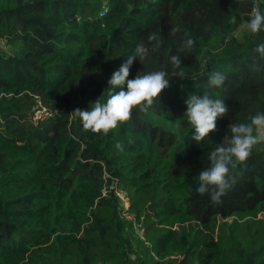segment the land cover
<instances>
[{
    "label": "trees",
    "instance_id": "1",
    "mask_svg": "<svg viewBox=\"0 0 264 264\" xmlns=\"http://www.w3.org/2000/svg\"><path fill=\"white\" fill-rule=\"evenodd\" d=\"M257 6L264 0H0V264H264V142L231 168L221 204L195 191L228 127L264 113V30L236 34ZM139 43L149 54L128 78L164 70L168 87L108 134L85 130L71 112L118 91L107 81ZM212 72L227 77L222 86L208 85ZM190 94L229 109L199 143L184 115Z\"/></svg>",
    "mask_w": 264,
    "mask_h": 264
},
{
    "label": "clouds",
    "instance_id": "2",
    "mask_svg": "<svg viewBox=\"0 0 264 264\" xmlns=\"http://www.w3.org/2000/svg\"><path fill=\"white\" fill-rule=\"evenodd\" d=\"M242 30L254 34L264 30V11L259 6L256 7L250 19L243 24ZM148 42L151 50L155 51L160 46L161 39L157 33H151L148 36ZM193 45L194 40L186 37L182 49H190ZM255 51L264 56V43L259 44ZM148 54V45L137 44L134 52L127 56V59L107 81L111 89H118V91L110 90L106 102H102L99 97L92 102L91 108L74 109L71 112L73 120L78 118L85 130L108 134L119 123L130 120L134 108L147 112L161 91L168 87V79H166L168 76L164 70L128 78L134 60L143 61ZM170 61L176 68L181 66V58L178 55L170 56ZM226 78L220 72L209 73L208 85L220 87ZM185 104L187 109L184 115L193 129L191 139L197 143L207 137L210 132L215 131L217 118L226 116L229 111L223 99H213L208 94H190ZM228 131L230 135L225 134L223 143L217 144V147L209 153L207 159L210 164L200 170L199 186L195 189L200 195L207 194L213 204H221L222 197L227 195L236 184L231 168L245 162L253 146L264 142V113H256L247 124L232 123ZM115 146L123 151V146L119 142Z\"/></svg>",
    "mask_w": 264,
    "mask_h": 264
},
{
    "label": "built area",
    "instance_id": "3",
    "mask_svg": "<svg viewBox=\"0 0 264 264\" xmlns=\"http://www.w3.org/2000/svg\"><path fill=\"white\" fill-rule=\"evenodd\" d=\"M103 8H104V6H103ZM105 10H106V8H104L103 11H105ZM115 194L119 198V203H120V207L122 209V213L125 214L128 218L134 220L133 216L127 212V209L129 206L128 196L123 191L118 190V189L115 190ZM134 227H135L136 232L139 234V236L142 237L144 228L140 227L139 224H137L135 221H134Z\"/></svg>",
    "mask_w": 264,
    "mask_h": 264
},
{
    "label": "rangeland",
    "instance_id": "4",
    "mask_svg": "<svg viewBox=\"0 0 264 264\" xmlns=\"http://www.w3.org/2000/svg\"><path fill=\"white\" fill-rule=\"evenodd\" d=\"M242 28H239V30H237L236 34L239 36L241 34Z\"/></svg>",
    "mask_w": 264,
    "mask_h": 264
}]
</instances>
